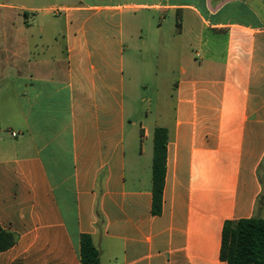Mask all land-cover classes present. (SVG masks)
<instances>
[{"label": "crops", "instance_id": "1", "mask_svg": "<svg viewBox=\"0 0 264 264\" xmlns=\"http://www.w3.org/2000/svg\"><path fill=\"white\" fill-rule=\"evenodd\" d=\"M143 25L179 47L157 125L133 106ZM261 173L264 0H0V224L18 235L0 264H80L83 234L101 264H228L224 225L257 215Z\"/></svg>", "mask_w": 264, "mask_h": 264}, {"label": "trees", "instance_id": "2", "mask_svg": "<svg viewBox=\"0 0 264 264\" xmlns=\"http://www.w3.org/2000/svg\"><path fill=\"white\" fill-rule=\"evenodd\" d=\"M167 130L157 128L154 134L153 213L162 210L166 169ZM263 193L257 202V215L247 219L227 221L223 228L221 260L228 264H264V174H260ZM18 235L6 231L0 224V253L12 248ZM80 264H101L100 251L88 234L80 238Z\"/></svg>", "mask_w": 264, "mask_h": 264}, {"label": "rangeland", "instance_id": "3", "mask_svg": "<svg viewBox=\"0 0 264 264\" xmlns=\"http://www.w3.org/2000/svg\"><path fill=\"white\" fill-rule=\"evenodd\" d=\"M198 1L200 3L203 0ZM176 28L175 22L172 21L165 25V32L168 34ZM136 34H139V37L135 41L136 47L131 52L135 56L142 55L147 60V65L137 63L139 89L137 100L133 106L138 116L148 112L151 123L161 124L162 113H166L167 116L171 113V104L167 100V96L172 89L173 82L178 79L179 63L177 58L179 47L174 49L171 47L172 41L167 39L165 41L166 49L157 50L156 37L149 32L146 25H143ZM140 36H142V39H140ZM143 40L146 41V47ZM170 55L176 56L175 63L173 61L168 63V56Z\"/></svg>", "mask_w": 264, "mask_h": 264}]
</instances>
